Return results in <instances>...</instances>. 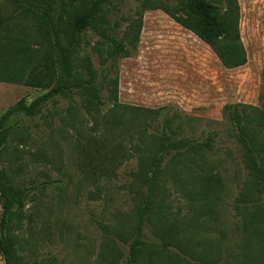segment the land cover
Returning <instances> with one entry per match:
<instances>
[{"label": "rangeland", "instance_id": "374dc122", "mask_svg": "<svg viewBox=\"0 0 264 264\" xmlns=\"http://www.w3.org/2000/svg\"><path fill=\"white\" fill-rule=\"evenodd\" d=\"M141 1L115 0L110 19L125 26ZM237 1L244 65L224 68L204 42L160 9L144 12L137 50L119 61L120 101L171 105L174 138L202 146L190 168L170 159L140 233L137 212L146 189L135 175L155 149L137 152L118 129L101 141L94 123L108 107L88 113L74 92L49 100L37 115L10 118L0 165L13 184L29 188L14 231L19 264H126L137 235L143 241L139 264H264V0ZM16 14L0 0V33L30 37ZM97 39L86 31L82 52L89 54L100 82L104 57L91 48ZM43 92L0 81V115ZM229 103L243 105L261 177L222 109ZM165 230L183 250L153 245L163 241Z\"/></svg>", "mask_w": 264, "mask_h": 264}, {"label": "trees", "instance_id": "16d2710c", "mask_svg": "<svg viewBox=\"0 0 264 264\" xmlns=\"http://www.w3.org/2000/svg\"><path fill=\"white\" fill-rule=\"evenodd\" d=\"M4 1L17 10L16 16L28 27L30 37L0 33V81L21 83L44 92L30 102L18 100L0 115V151L10 135L8 122L12 116L37 115L49 100L57 96L78 92L83 97L82 107L88 113L108 107L110 112L97 117L94 123L101 131V141L107 140V136L113 134L112 130L118 129L121 136H128L137 152L144 148L155 149L149 162H139L141 171L135 175L146 189L137 212L136 231L140 233L152 212L151 204L160 175L172 166L170 159L183 161L182 164L190 168L193 156L202 146L192 139L174 138L171 123L176 114H170L171 105L147 107L119 100V61L137 50L144 12L160 9L204 42L223 67L233 69L244 65L247 53L240 38L238 1L143 0L131 9L136 17L126 18L125 26H121L117 19H110L115 0ZM88 30L98 36L92 50L104 57L100 82L89 54L82 52L87 45L84 33ZM103 91L107 93L104 98ZM222 109L229 113L239 142L247 148L252 167L261 177L260 157L252 149L255 137L251 127L247 126L249 120L243 105L229 103ZM263 119L259 118L258 124ZM103 168L99 167V170ZM145 168L148 172H143ZM28 190L27 186L13 184L10 175L0 165V257L4 264H19L14 231L21 224ZM167 233L163 231V241L152 242L153 245L163 251H171L172 247L183 250L184 246ZM142 243L139 236H135L126 264L140 263Z\"/></svg>", "mask_w": 264, "mask_h": 264}, {"label": "crops", "instance_id": "0c3cea01", "mask_svg": "<svg viewBox=\"0 0 264 264\" xmlns=\"http://www.w3.org/2000/svg\"><path fill=\"white\" fill-rule=\"evenodd\" d=\"M166 14V13H165ZM167 15V14H166ZM167 17H168V15H167ZM168 18H170V17H168ZM144 19V18H143ZM171 19V18H170ZM172 20V19H171ZM173 21V20H172ZM174 23H176L175 21H173ZM177 25H178V23H176ZM142 31V30H141ZM211 50V49H210ZM213 53V52H212ZM214 54V53H213ZM215 55V54H214ZM217 58V57H216ZM218 59V58H217ZM219 61V60H218ZM220 62V61H219ZM221 64V63H220ZM120 68V67H119ZM225 68V67H224ZM227 69V68H226ZM120 71V70H119ZM119 79H120V76H119ZM120 100V99H119ZM124 103V102H123ZM128 104H131V103H128ZM134 105H139V104H134ZM142 106H144V105H142ZM147 107H151V106H147Z\"/></svg>", "mask_w": 264, "mask_h": 264}]
</instances>
